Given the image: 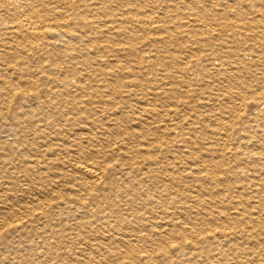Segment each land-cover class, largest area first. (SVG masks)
<instances>
[{"label":"bare ground","instance_id":"1","mask_svg":"<svg viewBox=\"0 0 264 264\" xmlns=\"http://www.w3.org/2000/svg\"><path fill=\"white\" fill-rule=\"evenodd\" d=\"M0 264H264V0H0Z\"/></svg>","mask_w":264,"mask_h":264}]
</instances>
